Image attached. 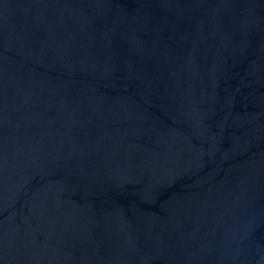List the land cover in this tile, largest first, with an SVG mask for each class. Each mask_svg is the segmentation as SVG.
<instances>
[{"label": "water", "instance_id": "water-1", "mask_svg": "<svg viewBox=\"0 0 264 264\" xmlns=\"http://www.w3.org/2000/svg\"><path fill=\"white\" fill-rule=\"evenodd\" d=\"M0 264H264V0H0Z\"/></svg>", "mask_w": 264, "mask_h": 264}]
</instances>
